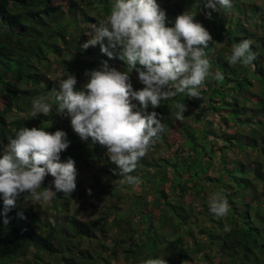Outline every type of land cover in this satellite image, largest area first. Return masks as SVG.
<instances>
[{
    "label": "trees",
    "instance_id": "obj_1",
    "mask_svg": "<svg viewBox=\"0 0 264 264\" xmlns=\"http://www.w3.org/2000/svg\"><path fill=\"white\" fill-rule=\"evenodd\" d=\"M114 2L51 6V0H0V145L22 127L62 130L70 144L60 162L71 158L79 176L70 196L57 193L50 200L61 217L56 225L44 221L45 212L18 206L5 214L0 196V264L26 257L31 247L32 264H118L121 252L127 264L158 257L167 264H264V0H231L230 8L217 11L206 8V0H157L167 26L187 11L211 34L205 53L212 75L200 98L177 94L148 109L159 114L164 130L129 174L139 178L136 184L121 183L106 149L91 138L82 141L70 119L58 122L62 115L52 100L58 78L67 72L79 87L87 81L86 70L102 61L128 70L119 48L110 49L112 59L99 45L80 49ZM245 39L252 42L254 67L229 62L232 45ZM130 77L134 90L143 87L134 71ZM42 96L49 98L51 112L33 118V100ZM176 103L186 105L183 119H176ZM216 192L230 205L222 218L209 210ZM76 196L96 209L88 220L69 216L67 205Z\"/></svg>",
    "mask_w": 264,
    "mask_h": 264
},
{
    "label": "clouds",
    "instance_id": "obj_2",
    "mask_svg": "<svg viewBox=\"0 0 264 264\" xmlns=\"http://www.w3.org/2000/svg\"><path fill=\"white\" fill-rule=\"evenodd\" d=\"M218 6L230 8L231 0H206V8L217 11ZM194 16L185 11L176 16L173 26H167L166 13L157 0H115L110 14L99 25L91 26L89 39L80 49L99 45L100 51L112 59L110 49L119 48V58L127 62L128 70H117L102 61L98 69L86 70L87 81L79 87L75 75L67 72L66 77L58 78L53 89L57 115L70 119L72 129L82 141L91 138L106 149L109 160L123 177L121 183L140 182L129 174L164 130L159 114L148 109L159 107L162 100L177 94L200 98L201 87L212 75L205 53L212 36ZM206 16L211 19V12ZM251 43L245 39L233 44L230 64L254 67L256 55L251 51ZM133 71L143 85L137 90L131 83ZM214 78L222 81L224 77L216 72ZM48 99L42 96L33 100V118L51 112ZM175 107L176 119H183L186 105L176 103ZM7 140L0 155V196L5 214L17 206V199L25 193L35 201L46 202L57 193L70 196L75 191V162L71 158L60 162V154L70 144L65 132L22 127ZM48 175L53 180L48 187H42ZM209 210L217 218L228 215L230 205L222 192L212 195ZM230 230L226 225L225 231ZM142 264H167V261L158 257Z\"/></svg>",
    "mask_w": 264,
    "mask_h": 264
},
{
    "label": "rangeland",
    "instance_id": "obj_3",
    "mask_svg": "<svg viewBox=\"0 0 264 264\" xmlns=\"http://www.w3.org/2000/svg\"><path fill=\"white\" fill-rule=\"evenodd\" d=\"M261 0H258V4L260 3ZM66 2V0H51V6H56L58 4H64ZM103 18L105 19V17L107 15L103 14V12L100 13ZM67 38H69V35H66ZM50 59H52V56L50 55ZM16 115H14V113H12L11 115L8 116V122L12 121L13 118H15ZM22 116V117H21ZM20 117L23 118L24 116L21 115ZM213 121L215 122L216 120L214 118H212ZM69 120L68 117L66 116H61L60 119L58 120V122H63ZM10 129H12L13 133L15 132V126H10ZM9 138V137H7ZM8 143V140L5 141V144H1L0 145V151L2 149H4L6 147ZM151 152V151H150ZM61 158H65L64 155L61 153L60 154V160H62ZM211 172V171H210ZM212 174V173H211ZM77 178H79V176H76ZM53 180V177H51V175H48L45 177L44 182L42 184V187H48L51 182ZM77 189V187H76ZM42 189H38V191H41ZM88 200V199H86ZM84 197H79L76 196L73 199H71L67 205V210H68V214L69 216H73L76 217L77 219L81 220V221H85L88 220L89 216L92 215L94 213L93 210L96 209H89V205H88V201L86 202ZM61 202H63V200H60ZM17 206L25 211L34 213V212H39L41 214L44 213L43 219L45 221V218H47L48 223H50L51 225H56V223L61 222V217L57 215V213L53 210H51L50 208V201H35L33 200V198L31 197L30 194L26 193V196L23 199H20V197L17 199ZM98 208V206H96ZM46 216V217H45ZM136 221V220H135ZM37 229V228H36ZM38 230V229H37ZM63 233H68V231L66 230V228H64L62 230ZM108 245L111 244V241H107L106 242ZM125 250V247H122V251ZM34 252V249L31 247L29 249V251L27 252L26 257H17L15 260H13L10 264H26V262H28L29 264H32V254ZM119 254V252H118ZM122 252L119 254V258L117 261L118 264H127L124 261H122Z\"/></svg>",
    "mask_w": 264,
    "mask_h": 264
}]
</instances>
